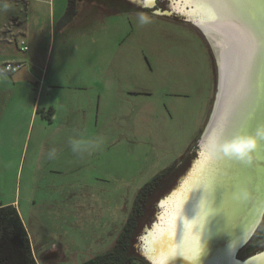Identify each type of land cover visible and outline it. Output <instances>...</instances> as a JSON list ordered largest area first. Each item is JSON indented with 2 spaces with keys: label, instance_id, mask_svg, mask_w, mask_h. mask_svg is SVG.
<instances>
[{
  "label": "rangeland",
  "instance_id": "1",
  "mask_svg": "<svg viewBox=\"0 0 264 264\" xmlns=\"http://www.w3.org/2000/svg\"><path fill=\"white\" fill-rule=\"evenodd\" d=\"M120 1L128 4L125 12L108 14L87 3L74 18L66 16L69 0H53L54 15L37 0L28 8L23 2L0 7V24L15 14L28 20L25 43L34 57L28 66L47 69L51 83L55 72L58 83L38 97V118L29 123L21 106L11 105L21 99L19 91L9 100L11 82L0 77V205L17 208L37 264H83L110 250L139 190L166 169L183 166L152 199L134 242L139 252L138 238L155 222L158 199L180 186L197 159L213 110L218 67L203 33L179 14L157 13L169 9L167 0L151 9ZM203 1L211 10L217 0ZM140 14L150 22L141 25ZM7 48L24 55L16 43ZM73 139L96 146L73 152ZM182 221L188 229L187 218ZM170 235L163 232L153 248L176 244L178 236ZM263 250L264 219L238 259Z\"/></svg>",
  "mask_w": 264,
  "mask_h": 264
},
{
  "label": "bare ground",
  "instance_id": "2",
  "mask_svg": "<svg viewBox=\"0 0 264 264\" xmlns=\"http://www.w3.org/2000/svg\"><path fill=\"white\" fill-rule=\"evenodd\" d=\"M145 1V8L155 6L154 0ZM171 2L177 13L203 30L215 49L220 90L209 132L200 142V158L180 186L161 202L162 211L142 250L154 264H264V253L249 260L238 259L241 247L253 237L264 216V140L252 153L251 162L214 156L221 135L254 133L264 124V77L260 71L264 63V0H217L213 11L206 9L203 0ZM247 8L255 9L261 26L257 29L251 93L243 79L250 48L245 30ZM176 211L179 220L174 222ZM184 217L188 229L184 228ZM163 232H171V238L177 235L178 241L160 251L153 248V242L161 240Z\"/></svg>",
  "mask_w": 264,
  "mask_h": 264
},
{
  "label": "trees",
  "instance_id": "3",
  "mask_svg": "<svg viewBox=\"0 0 264 264\" xmlns=\"http://www.w3.org/2000/svg\"><path fill=\"white\" fill-rule=\"evenodd\" d=\"M118 7L115 5L110 8L108 14L114 13ZM74 15L70 3L66 16L73 18ZM173 168L159 173L139 190L132 211L113 247L83 264H131L136 260L134 242L148 218L152 199L160 195ZM0 264H37L28 232L13 205H0Z\"/></svg>",
  "mask_w": 264,
  "mask_h": 264
},
{
  "label": "crops",
  "instance_id": "4",
  "mask_svg": "<svg viewBox=\"0 0 264 264\" xmlns=\"http://www.w3.org/2000/svg\"><path fill=\"white\" fill-rule=\"evenodd\" d=\"M1 1V0H0ZM35 0H32V2ZM38 3L41 4H47L49 6V10L51 15L55 13V7L53 0H37ZM20 2H23L26 4V8L29 6L30 0H9L5 1L4 3L13 6H18ZM3 1H1L0 7L3 6ZM17 14L12 15L11 20H7L6 22L0 24V52L3 53V58H0V66L5 62H13L18 63L22 65V68L20 71H18L16 74L8 75V74H2L0 73V77L4 81L11 82L10 85V91L8 93V98L11 100V98H15V94H17L14 89L18 90L19 94L18 97L21 98L20 100H14L12 104L14 105H20L21 106V117L23 122L28 121L29 123L32 122V120H36L38 118V114L40 112L39 109H37V99L39 96H41L46 90H51L52 88H55V85H57V79L55 77V72L52 74L50 80L52 83L48 80V72L47 69H40L35 70L33 68H30L28 66V63L32 61L31 58L34 59V57H29L27 53L30 51V48L26 45V39L29 37V27L27 26V21L22 22L20 18L16 17ZM65 17V16H64ZM63 17V18H64ZM14 20V21H13ZM52 32V27L51 31ZM26 42V43H25ZM13 43H16L17 46H20L21 49L24 45L28 47V50L22 51L24 53L23 56H18L16 54L8 53L9 48L8 46L12 45ZM35 95V98L33 99L32 103V96ZM16 106H14L15 108ZM20 111V110H19ZM37 114V115H36ZM50 115H54V111L50 110ZM22 122V123H23ZM51 124V123H50ZM13 129L8 128V132H13Z\"/></svg>",
  "mask_w": 264,
  "mask_h": 264
},
{
  "label": "clouds",
  "instance_id": "5",
  "mask_svg": "<svg viewBox=\"0 0 264 264\" xmlns=\"http://www.w3.org/2000/svg\"><path fill=\"white\" fill-rule=\"evenodd\" d=\"M9 7L8 4H3V10ZM149 19L143 15H139V23L141 25L149 23ZM264 140V124L258 125L254 133L240 132L232 137L221 135L215 146L214 156L232 157L242 161L251 162L253 159L252 153L259 147V142ZM73 152H82L96 145L91 142H86L81 139H73L70 141ZM55 156V150L49 152V158Z\"/></svg>",
  "mask_w": 264,
  "mask_h": 264
},
{
  "label": "water",
  "instance_id": "6",
  "mask_svg": "<svg viewBox=\"0 0 264 264\" xmlns=\"http://www.w3.org/2000/svg\"><path fill=\"white\" fill-rule=\"evenodd\" d=\"M139 1H144V0H139ZM157 1V0H156ZM169 3H171V6L169 7V9L167 10V11H162V10H157V13H159V14H161V15H166V16H171V15H173V14H179V13H177L175 10H174V4H172V2H171V0H167ZM142 4V3H141ZM154 5H156L155 4V2H154ZM153 8V7H152ZM163 13V14H162ZM168 14H170V15H168ZM182 18H184V19H186V21H190V22H192L191 20H188V18H187V16L186 15H182V14H179ZM200 31L202 32L203 30H201V28H200ZM203 33V32H202ZM204 36H205V34H204ZM206 37V39H207V41L209 42V44H210V46H211V48H212V51H213V53H214V55H215V58H216V62H217V66H218V60H217V54H216V52H215V49L213 48V46H212V44H211V42L209 41V39L207 38V36H205ZM217 90L219 91L220 90V70H219V66H218V87H217ZM217 100H218V93L216 94V98H215V102H214V106H213V110H212V113H211V115H210V118H209V121H208V123H207V125H206V128H205V130H204V132H203V134H202V136H201V139H200V141H199V144H200V142H201V140H203L204 138H205V136L208 134V132H209V127H210V125H211V122H212V119H213V116H214V114H215V112H216V104H217ZM262 101H264V97L262 98ZM200 151H201V147H200V145H199V151L197 152V159L198 158H200ZM196 159V160H197ZM195 160V161H196ZM195 161L192 163V167L190 168V171L192 170V168H193V166H194V163H195ZM238 169V168H237ZM236 169V170H237ZM240 169V168H239ZM189 171V172H190ZM188 172V173H189ZM187 173V174H188ZM187 176V175H186ZM184 178L185 177H182L181 179H180V181H179V183H178V185H180L181 184V182L184 180ZM166 197H164V198H159L158 199V203H157V208H158V213L156 214V216H155V222L154 223H156V221H158V215L161 213V211H162V206H160V204H161V202L165 199ZM264 215V214H263ZM263 219H264V216H263ZM154 223H151L150 225H146V227L144 228V230H143V232L141 233V235L139 236V238H138V249H139V252L141 253V255L150 263V264H154V263H152L150 260H148L147 258H146V256H144L143 255V246H144V244H145V238L149 235V233H150V231L152 230V227H153V225H154ZM227 238H230V237H227ZM251 239V238H250ZM249 239V240H250ZM248 240V241H249ZM248 241L245 243V245L248 243ZM245 245H243V247L245 246ZM243 247H241V249L243 248ZM262 253H264V250L263 251H261V252H259V253H256V254H254L253 256H251V257H249V258H247L246 260H249V259H251V258H255V257H257V256H259L260 254H262Z\"/></svg>",
  "mask_w": 264,
  "mask_h": 264
},
{
  "label": "snow or ice",
  "instance_id": "7",
  "mask_svg": "<svg viewBox=\"0 0 264 264\" xmlns=\"http://www.w3.org/2000/svg\"><path fill=\"white\" fill-rule=\"evenodd\" d=\"M247 17L246 32L250 41L248 64L244 73V83L248 87L251 93L254 88V58L256 54L257 45V29L261 27L257 22V15L254 8L245 9L244 13ZM261 36L264 37V31L261 32ZM261 75L264 77V63L261 65Z\"/></svg>",
  "mask_w": 264,
  "mask_h": 264
},
{
  "label": "flooded vegetation",
  "instance_id": "8",
  "mask_svg": "<svg viewBox=\"0 0 264 264\" xmlns=\"http://www.w3.org/2000/svg\"><path fill=\"white\" fill-rule=\"evenodd\" d=\"M137 2H139V3H142V5L143 6H148V5H146V1L144 0V1H139V0H136ZM154 2H155V0H154ZM71 3V8H72V10H73V13L75 14L74 16H76V15H78V13H80V11H78V7H79V5L80 4H87V3H91V4H93V5H95V4H98L96 7H97V9H98V7H100V9H104V10H106V8L108 9V12H109V9L110 8H112L113 6H119L117 9H119V10H122L123 12H125V10L128 8L127 7V5L128 4H125L123 1H120V0H71V2H70V0H69V3H68V7H69V4ZM157 5V4H156ZM155 5V6H156ZM154 6V7H155ZM68 7H67V9H68ZM153 7V8H154ZM94 9V8H93ZM117 9H115V12L117 11ZM149 9H151V8H149ZM74 18V17H73ZM186 22H189V23H192V22H190V21H186ZM193 24V23H192ZM194 25V24H193ZM199 29V28H198ZM200 30V29H199ZM205 37V36H204ZM206 39V38H205ZM183 166H174V168H173V170L170 172V174H169V177L168 178H166L167 179V182H169V181H171V179L173 178V176L176 174H179V172H180V170H181V168H182ZM165 189V188H164ZM134 254L137 256L136 257V260H133V262H136V261H141L142 263H144V264H150L141 254H140V256H139V252L137 251V247L134 245ZM138 254V255H137ZM143 255L144 256H146L145 254H144V251H143ZM146 258H147V256H146ZM138 259V260H137ZM148 259V258H147ZM149 260V259H148ZM133 262L131 263V264H133Z\"/></svg>",
  "mask_w": 264,
  "mask_h": 264
},
{
  "label": "built area",
  "instance_id": "9",
  "mask_svg": "<svg viewBox=\"0 0 264 264\" xmlns=\"http://www.w3.org/2000/svg\"><path fill=\"white\" fill-rule=\"evenodd\" d=\"M21 50L26 52L28 50V47L24 45ZM21 68H22L21 64L13 63V62H5L0 67V73L13 75L16 74L18 71H20Z\"/></svg>",
  "mask_w": 264,
  "mask_h": 264
}]
</instances>
